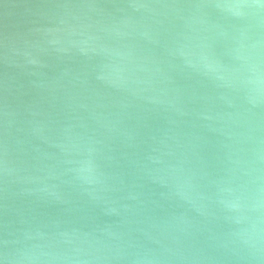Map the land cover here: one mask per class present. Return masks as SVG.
<instances>
[{
    "label": "water",
    "instance_id": "95a60500",
    "mask_svg": "<svg viewBox=\"0 0 264 264\" xmlns=\"http://www.w3.org/2000/svg\"><path fill=\"white\" fill-rule=\"evenodd\" d=\"M0 264H264V0H0Z\"/></svg>",
    "mask_w": 264,
    "mask_h": 264
}]
</instances>
